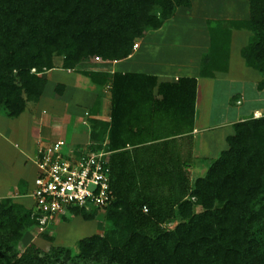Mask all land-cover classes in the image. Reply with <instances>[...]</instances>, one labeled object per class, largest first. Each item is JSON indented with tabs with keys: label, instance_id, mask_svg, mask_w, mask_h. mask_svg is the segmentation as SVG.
I'll return each instance as SVG.
<instances>
[{
	"label": "trees",
	"instance_id": "obj_1",
	"mask_svg": "<svg viewBox=\"0 0 264 264\" xmlns=\"http://www.w3.org/2000/svg\"><path fill=\"white\" fill-rule=\"evenodd\" d=\"M247 2L245 20L206 22L211 44L200 77L227 71L231 31L246 30L239 53L261 75L257 87H264V0ZM190 6L191 0H0V110L6 117L38 101L47 81L43 73L55 67V57L61 68L110 85L111 93L109 121L93 117L99 95L88 110V149L110 152L105 231L79 239L76 253L51 247L16 254L14 242L34 220L30 210L2 198L0 264H264V114L234 122L227 147L190 187L192 141L183 133L193 130L197 79L158 83L153 74L76 69L94 56L128 57L134 39ZM154 87L162 99L150 113L134 117L139 98H150ZM62 91L57 84L54 95ZM171 200L179 220L164 229L155 217ZM69 210L90 219L96 209Z\"/></svg>",
	"mask_w": 264,
	"mask_h": 264
},
{
	"label": "crops",
	"instance_id": "obj_2",
	"mask_svg": "<svg viewBox=\"0 0 264 264\" xmlns=\"http://www.w3.org/2000/svg\"><path fill=\"white\" fill-rule=\"evenodd\" d=\"M209 19L211 18L207 15H201L195 22L205 24ZM169 20H174V17ZM163 25L156 30V35L152 38L157 40V44H163L160 50L157 46L153 48L150 34L147 33L141 37L137 50L135 49L128 57L112 61L97 60L95 64L84 63L76 69L153 74L157 76L158 83L176 81L183 76L195 77L197 87L193 130L183 133V137L191 138L192 141L193 165L190 168L192 172L200 166L197 161L216 155L209 156L214 150V141L216 138L218 141L222 140V137L230 134L234 122L254 114L255 116L264 114V87L262 89L257 87L262 79L261 75L247 67L240 56V48L246 39L244 31H231L227 71L215 72L212 77H200V62L211 44L209 32L190 28L188 32L182 34V39L176 46L170 43L173 34L169 37L164 35V38L163 35H159L158 32ZM43 75L47 81L37 102L28 104L15 118L6 117L0 110V197H14L16 193L19 196L27 191L31 206L33 205L31 193L37 174L34 162L37 147L56 140H64L71 144V147L87 148L90 143L88 110L98 95L100 110L93 117L103 121L110 120V85H97L76 70L56 66L45 71ZM83 79L89 84L81 85ZM201 80L203 84L199 85ZM49 83L52 85L51 88H48ZM57 84L63 85V91L55 96L54 89ZM161 99L157 87H154L150 98H139L138 110L136 107L132 109L133 116L136 117L137 113L140 115L150 113L152 108L157 106L156 101ZM169 112L172 113V107L169 108ZM149 127L157 129L159 126L155 124ZM106 142L107 138L104 140V143ZM209 151L211 152L208 153Z\"/></svg>",
	"mask_w": 264,
	"mask_h": 264
},
{
	"label": "rangeland",
	"instance_id": "obj_3",
	"mask_svg": "<svg viewBox=\"0 0 264 264\" xmlns=\"http://www.w3.org/2000/svg\"><path fill=\"white\" fill-rule=\"evenodd\" d=\"M201 15L202 16L207 15L208 18H211L209 20H214L213 17H215V19L228 18L223 20H230L232 18H234L235 20H245L248 18V2L247 0H191V6L178 7L173 15L174 20L168 19L169 21L163 23L164 25L161 31H159L158 33L161 36L163 35V38L164 35L166 37H169L170 34H173L172 36L173 38L170 41V43L172 45L177 46L180 43V39H182V34L188 32L190 28H192V30L195 31L203 30L205 32L206 31L209 32L207 23L204 24V23L195 22V20H197V18L199 19ZM242 31L246 33V39L244 43L245 45L247 43L250 32L246 30H242ZM156 32H157L156 30H146L144 35L147 33L150 34V42L152 43L153 48H156L157 46V48L160 50L163 44L159 45L157 44V40L155 39L152 40L153 36L156 35ZM140 39L141 37L134 39L132 45V53L135 49L137 50V48L139 47ZM181 41L184 42L185 40H181ZM135 45L136 47H134ZM164 48L168 49V47H164ZM159 53H161V51H159ZM136 58L139 59L140 57H136ZM97 60H102V58L94 56L92 58L84 59L76 66V68H79V65L81 67V65L84 63L95 64L94 62ZM61 63H62L61 57H55L54 59L55 66L60 67ZM221 73H225V72H221ZM83 80L84 81L80 82L81 85L86 86L89 84V82L86 81V79ZM202 84H203V80L200 81L199 85ZM51 86H52L51 83H49L48 88L49 87L51 88ZM35 102L28 101L26 106L28 104L31 105ZM91 116H92L91 113H89L87 119H89ZM260 116L262 115L255 116L254 114L245 119L251 117L258 118ZM213 144L215 147H213L214 150L212 151V154H210L209 156L212 155L213 157L214 154L216 155L213 158L197 161L200 166L199 168H197L196 171L190 172L189 175L190 187L193 186V181L197 176L203 175L206 172L209 160L216 158L219 152L227 147L226 137L225 138L222 137V140L219 141L216 138ZM210 152L211 151H209L208 153ZM26 193H24L23 195L21 194L19 196L16 193L14 197L11 196L3 197V198H10L11 203L13 202L14 204H19L24 209L30 210L31 218L34 220V223L32 225L22 230L20 238L14 242V246H15L14 252H16V254L23 253L26 251L31 252L35 248L41 250H49L51 249V247H67V248H71V250L74 253H76L78 252L77 242L79 239L93 234H102L106 229V223L104 219L105 210L102 208H95V207L89 209H81L84 212H92L94 209H96L95 210L96 214L94 213V215H92V218L90 219H85L81 213L75 214L71 210H67L52 217H48L42 222H40L33 215L31 202L29 201ZM0 199H2V197H0ZM171 203L172 200L168 201V203L166 204H163L162 209L160 208V210L162 211L158 213L160 217L157 218L155 217V221L159 222V226L161 228L164 229L172 228L174 224L179 220V217L177 216L178 214L175 211L176 203L175 204H171ZM200 209L201 208L199 206H196L195 208L196 211ZM9 258H10L9 253H7L6 259Z\"/></svg>",
	"mask_w": 264,
	"mask_h": 264
},
{
	"label": "built area",
	"instance_id": "obj_4",
	"mask_svg": "<svg viewBox=\"0 0 264 264\" xmlns=\"http://www.w3.org/2000/svg\"><path fill=\"white\" fill-rule=\"evenodd\" d=\"M109 154L103 147L79 149L64 140L39 145L31 193L36 219L42 222L70 208L106 207L110 199ZM143 211H147L146 206Z\"/></svg>",
	"mask_w": 264,
	"mask_h": 264
}]
</instances>
